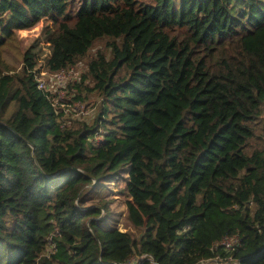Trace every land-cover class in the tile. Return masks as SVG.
Returning <instances> with one entry per match:
<instances>
[{"label":"trees","instance_id":"obj_1","mask_svg":"<svg viewBox=\"0 0 264 264\" xmlns=\"http://www.w3.org/2000/svg\"><path fill=\"white\" fill-rule=\"evenodd\" d=\"M150 1L0 0V264H264V0ZM43 20L45 70L101 99L88 123L38 88L34 46L1 59Z\"/></svg>","mask_w":264,"mask_h":264},{"label":"rangeland","instance_id":"obj_2","mask_svg":"<svg viewBox=\"0 0 264 264\" xmlns=\"http://www.w3.org/2000/svg\"><path fill=\"white\" fill-rule=\"evenodd\" d=\"M151 2L150 0H145ZM49 21H41L36 27L30 30H23L16 32L11 39L7 40L1 48V59L12 65L9 75H13L21 67L22 56L25 50L34 46L33 50L37 56L38 67H46V60L50 57L51 49L50 45L46 42L47 32L51 30ZM50 52V53H49ZM49 53V54H48ZM15 69V71H13ZM82 67L73 68L75 73H82ZM42 71V68H41ZM46 81V79H44ZM66 80L70 81V77L67 76ZM12 92V91H11ZM78 90L76 88L67 87L65 90L59 91L55 95L56 106L61 109L65 118L70 121H81L88 123L90 118H93L95 111L100 104L98 98L84 99V95L77 96ZM75 96V97H74ZM23 98L22 92L17 85H13L12 98L10 99L9 106L6 112L2 114V119H14L18 112V106L21 104ZM98 99V100H97ZM97 102V103H96ZM96 103V104H95ZM93 114V115H92ZM103 131V130H101ZM108 193L105 199L107 203L108 218L107 223L112 227H117L122 232H127L130 235L136 237L138 233L132 227L127 220L126 205L128 200L124 191H122V185L118 183H105ZM101 215H104L102 211Z\"/></svg>","mask_w":264,"mask_h":264},{"label":"built area","instance_id":"obj_3","mask_svg":"<svg viewBox=\"0 0 264 264\" xmlns=\"http://www.w3.org/2000/svg\"><path fill=\"white\" fill-rule=\"evenodd\" d=\"M35 58H36V61H37V59H38L37 56H35ZM40 75L42 77H45V78L38 79L36 77L37 81L39 82L38 88L41 89V90H44L46 88V81H50L52 85H51V88L49 90H52V93H54L55 95L59 91H62V90H64L66 88L67 83H68V80H66L67 76L70 77V80L71 79H75L76 78L75 76H77L75 73H73L72 69L70 71H68V72H66L65 70H60V71L56 72L55 74H51V73H48L45 70V67H42V71H40ZM44 79H46V81ZM49 100L52 101L53 106L56 105L55 98L52 99L50 97ZM239 244H240V240H239L238 236H235V235L227 236L219 243V245L222 246L223 249L225 251H228V252L232 251ZM226 259L228 261L234 262L230 257H228ZM233 264H236V263H233Z\"/></svg>","mask_w":264,"mask_h":264}]
</instances>
